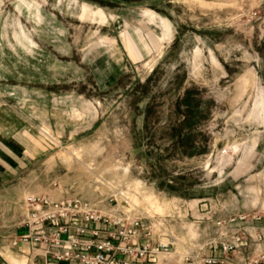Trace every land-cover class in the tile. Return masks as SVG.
Returning <instances> with one entry per match:
<instances>
[{
  "label": "rangeland",
  "instance_id": "1",
  "mask_svg": "<svg viewBox=\"0 0 264 264\" xmlns=\"http://www.w3.org/2000/svg\"><path fill=\"white\" fill-rule=\"evenodd\" d=\"M115 192L177 238L156 264L216 221L264 264V0H0V264L28 197Z\"/></svg>",
  "mask_w": 264,
  "mask_h": 264
},
{
  "label": "built area",
  "instance_id": "2",
  "mask_svg": "<svg viewBox=\"0 0 264 264\" xmlns=\"http://www.w3.org/2000/svg\"><path fill=\"white\" fill-rule=\"evenodd\" d=\"M118 194L96 201L79 195L60 199L32 195L26 199V211L19 221L27 231L16 236L13 244L39 248L45 256L41 264H156L172 253L177 238L155 218L144 219L117 207ZM216 225L219 238L197 250L184 251L179 257L182 264H218L219 256L235 251L240 237L225 241L224 225L221 221ZM209 249L214 254L206 252Z\"/></svg>",
  "mask_w": 264,
  "mask_h": 264
},
{
  "label": "crops",
  "instance_id": "3",
  "mask_svg": "<svg viewBox=\"0 0 264 264\" xmlns=\"http://www.w3.org/2000/svg\"><path fill=\"white\" fill-rule=\"evenodd\" d=\"M18 232L15 236L12 237L10 241V246L12 248H15L18 253H20V256H23L26 258L27 261H29V264H41L45 260V256L43 255V252L39 250V248L31 246L29 243H18L16 245L13 244V240L16 236L25 233L27 231L26 227L18 226ZM41 247H43L41 245ZM16 259V258H13ZM17 261H20L17 259Z\"/></svg>",
  "mask_w": 264,
  "mask_h": 264
},
{
  "label": "trees",
  "instance_id": "4",
  "mask_svg": "<svg viewBox=\"0 0 264 264\" xmlns=\"http://www.w3.org/2000/svg\"><path fill=\"white\" fill-rule=\"evenodd\" d=\"M185 105L187 106V105H188V103H185Z\"/></svg>",
  "mask_w": 264,
  "mask_h": 264
}]
</instances>
